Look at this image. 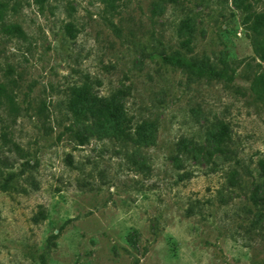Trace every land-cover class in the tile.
I'll list each match as a JSON object with an SVG mask.
<instances>
[{"label":"rangeland","instance_id":"rangeland-1","mask_svg":"<svg viewBox=\"0 0 264 264\" xmlns=\"http://www.w3.org/2000/svg\"><path fill=\"white\" fill-rule=\"evenodd\" d=\"M0 1L26 34L0 26L15 107H0V264H264L249 198L264 196V106L249 89L264 0ZM175 52L234 80L162 61ZM119 89L134 139L154 124L145 142L84 116L88 94Z\"/></svg>","mask_w":264,"mask_h":264},{"label":"trees","instance_id":"trees-1","mask_svg":"<svg viewBox=\"0 0 264 264\" xmlns=\"http://www.w3.org/2000/svg\"><path fill=\"white\" fill-rule=\"evenodd\" d=\"M37 3H41L43 0H35ZM108 2V4H112L113 0H103ZM5 3L0 1V7H2ZM113 6V5H112ZM4 17L0 11V26L3 30L8 34L16 35L17 37H25V32L21 28L19 24H13L10 26H5L3 24ZM68 30H70L68 28ZM252 47L254 52L264 57V43H261L260 40L253 39ZM162 61L165 64L177 67L184 71L187 75L192 76L196 79H210V80H220L225 83H231L234 80V76L230 73V69L227 66H223L219 69L214 68L210 65H205L199 62L196 59L186 57L177 52L175 53H162L161 55ZM83 88L79 89L75 88L74 91L77 98L83 93ZM249 89L251 93L259 99L264 106V70H259L254 72L250 84ZM126 94L125 89H119L117 94H113L109 97H97L93 95H89L85 99L84 109L87 110V113H84V116L87 118H91L92 122L101 128H107L112 131V133L117 136V138H122L125 141H143L150 139L151 136L150 131L151 127L154 126L153 123H142L137 125L135 128L134 134L136 139H134L131 133V124L130 118L127 115L126 109L124 107V103L122 101L123 96ZM77 102V99L72 101V105L74 107L73 102ZM8 108L10 112L14 110V96L12 91L8 89L7 84L4 81H0V107ZM75 108V107H74ZM73 110V108H72ZM81 111L76 109L73 110L75 115L80 114ZM83 113V112H82ZM5 132H3V135ZM228 136L227 127L224 123H220V130L217 134L214 135V139L216 142L215 150L219 152L220 155L225 154V149L223 147V143L226 141ZM82 144V143H81ZM256 167L259 178L264 181V159L260 158L256 161ZM233 174H238V170L234 169ZM233 178V177H230ZM250 201L254 206L258 208H264V196H258L257 192H253L250 194Z\"/></svg>","mask_w":264,"mask_h":264}]
</instances>
